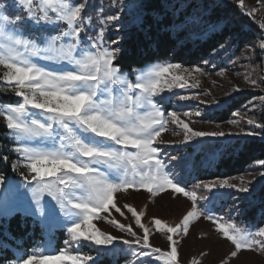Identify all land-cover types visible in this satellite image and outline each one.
<instances>
[{"label": "snow or ice", "instance_id": "1", "mask_svg": "<svg viewBox=\"0 0 264 264\" xmlns=\"http://www.w3.org/2000/svg\"><path fill=\"white\" fill-rule=\"evenodd\" d=\"M119 2L122 5L124 0ZM18 3L26 10V18L17 15L10 19L0 5V67L6 70L2 83L7 86L5 91L10 90L18 98L14 104H0V116L5 122V135L11 133L17 144L11 149L17 155L13 171L19 167L27 170L22 176L27 184L33 185L30 191L35 210L45 217L44 197L55 202L39 226L48 229L53 225L64 230L67 237L63 248L49 251L51 241L46 242L48 247L42 241L10 264H97L96 256L83 254L80 249L91 244L98 254H124L123 249L115 247L118 242L132 250L131 257L147 258L139 264H150L152 258L164 264H179V241L174 236H187L190 226L201 217L211 221L215 231L234 246L232 258L241 251L264 254V227L255 231L245 229L235 222H220L222 218L201 211L198 201L208 200V196L198 195L176 181L161 155L160 145L166 143L161 137L170 130V123L182 131L181 144L227 135L223 131L194 130L177 111L168 112L164 107L172 98L165 93L198 88L200 82L193 72L203 75V70L188 69L180 63H158L129 79L121 67L124 60L121 48L105 44L103 28L91 37H82L87 31L86 23L92 22L87 15L88 0H18ZM238 3L241 9L245 8V0ZM245 14L253 15L251 11ZM120 19L118 14L107 17L109 21ZM26 20L33 22L31 28L40 36L28 38L21 34L26 32L23 28ZM260 28L264 29V23ZM49 30L58 34L43 36ZM259 47L264 50V37ZM37 61L58 67L49 69ZM252 84L260 87L256 81ZM175 95L181 101L199 99ZM259 99L264 101V96ZM193 115L198 117L201 112H183L184 117ZM235 115L243 119L240 112ZM246 122L261 126L253 118ZM173 135L180 132L173 131ZM0 161L9 162L7 156L0 157ZM258 163L264 165V160ZM260 175L264 177V171ZM237 179L239 184L231 182ZM4 184L5 178L0 176V187ZM261 186L264 188V181ZM195 187L208 192L235 190L250 194L245 197L249 200L256 195L251 182L243 177L200 182ZM130 189L143 190L153 198L171 190L191 201V210L180 224L169 226L161 219L153 220L157 232L167 233L170 251L150 244V230L141 222L143 213L129 205L125 207L143 230L142 237L130 225L102 217L103 213L111 215L110 209L124 216L116 204V195ZM261 203L264 206V201ZM57 206L63 219L57 215ZM25 214L35 213L25 210ZM98 219H105L133 239L120 240L105 233L94 223ZM125 264L136 261L129 259ZM192 264L199 261L193 260Z\"/></svg>", "mask_w": 264, "mask_h": 264}, {"label": "rangeland", "instance_id": "2", "mask_svg": "<svg viewBox=\"0 0 264 264\" xmlns=\"http://www.w3.org/2000/svg\"><path fill=\"white\" fill-rule=\"evenodd\" d=\"M142 1L143 0H124V3L121 5L119 0H88L89 10L87 15L91 16L92 22L91 24L86 23L87 31L81 34L82 37H91L103 28L105 32V44L110 48H117V45L123 41V37L120 36L121 32L131 24L138 22V16L136 15L141 9ZM226 2L241 9L238 0H226ZM0 5H3V11L10 19H14L17 15L25 18L27 17L26 10L19 5L18 0H0ZM241 10L245 12L251 11L253 13V15L250 16L251 19L259 26L261 23H264V0H245V8ZM113 14L120 15V21L107 20V17ZM196 19V16L192 15L188 17L182 25L183 27H188L187 37L190 39H195L202 34L201 28L190 27ZM32 23V21L27 20L23 22V28L26 32H22L21 34L27 35L28 38L40 36L41 34L37 32L36 29L31 28ZM38 27L39 26H37V28ZM61 27H63V25H61ZM262 30L264 31V29ZM55 34L58 33L49 30V32L43 33V36ZM111 38H115V40ZM260 43L261 42L254 46L244 47L237 56L230 55L231 48L227 43L224 47L220 48L216 54H213L202 63L195 66L183 65L188 69L199 67L203 70V75L193 72V75L198 76L200 86L198 88L176 89L173 93H165L166 96L172 97L170 104L165 102L164 107H166L167 111H177L178 114L181 115V119L189 123L190 127L194 130L223 131L227 135L223 138H204L199 141H193L191 144H181L180 140L183 139L182 131L177 129L176 125L170 123L168 126L170 130L163 133L161 137L166 143L160 145L161 155L166 160L168 168L171 169V174L174 176L175 180L179 181L183 186H187V182H189L192 184V186H187L189 190H195L198 195L203 194L208 196V200L198 201V207L201 211L214 217L222 218L220 222H235L238 226L253 231L257 228L264 227V222L259 227L256 225L248 227L239 217L243 213L240 206L247 200L245 197L250 194L239 193L235 190L208 192L204 188H196L195 185L200 183V181H196L193 178H191V181H188L186 171L190 169V166L188 167L185 158L188 147L190 146L200 145L205 147V150H211L214 142H227L238 138H264V101L259 99L260 96H264V54L259 47ZM37 62L49 69L58 67L51 63L45 65L43 61ZM158 63L159 62L147 65L133 72H123L129 74V79H134L138 72L147 71ZM5 71V69L0 67V104H14L18 98L15 97L10 90L5 91L7 86L2 83ZM252 81H256L260 87H254ZM191 82L190 80V83ZM237 88L240 90L236 91ZM175 93L198 96L199 99L181 101ZM239 96H246L249 100H247L240 109L236 110L229 120L217 122L207 118V113L209 111L219 109L225 106L230 100ZM156 99L159 98L157 97ZM201 101H203V103H201ZM196 110L201 112L200 116L197 117L193 115L190 118L183 116V112L185 111L195 112ZM236 112H240L243 119L236 116ZM248 118H253L256 123L261 126L257 127L256 124H247L246 121ZM233 121H235V123H233ZM0 122L5 124L2 116H0ZM173 131L180 132V135H173ZM247 132H252L254 135H246L245 133ZM7 138L9 144L4 146V150L10 155L8 156V160H10V173L8 175L0 174V176L5 178V184L0 187V227H8L10 221L17 214L31 217L33 223L40 225V221L48 216L49 208L53 206L55 202L48 196L44 197L45 217H41L39 212L35 210L36 205L32 200L30 191L33 185L27 184L23 179L22 173H26V169L19 167L16 171H13L12 163L16 162L17 155L11 149L16 147L17 144L13 141L11 133L7 134ZM172 157H175V159H172ZM182 161L183 164L181 163ZM193 171L196 172L197 168H193ZM261 171H264V165L257 162L251 165L245 173L236 177H243L246 182H251V186L256 191L261 185V182L264 181V177L260 175ZM201 182L208 183L212 181ZM231 182L239 184L238 179L232 180ZM228 201H231V203ZM116 204L121 208V211L124 212V216L115 212L114 209H110L111 215L103 213L102 217H106L108 220L114 218L126 226L130 225L137 236L142 237L143 230L136 225L134 217L127 211L125 205L135 208L137 212L143 213L141 222L150 230V244L153 247L161 248L163 251H170V244L166 239L167 233L157 232L153 220L161 219L169 226H176L182 222L183 216L191 210V201L187 200L182 194L172 193L171 190L153 198L149 193L143 190L135 191L130 189L127 193H117ZM209 204L215 207L219 206L218 209L221 210L225 208V210L214 212L213 209L208 207ZM25 210L34 212L35 214L26 215ZM56 212L57 215L63 219L58 206L56 207ZM94 223L105 233L116 236L120 240L133 239L132 236L127 235L125 232H121L116 227L107 223L105 219L95 220ZM215 227L216 226L211 221L201 217L190 226L187 236H174V239L179 241V264H192L193 260L199 261V264H264V254L259 252L241 251L236 258H232L230 253L234 250V246L224 239L221 233H217ZM41 229L46 240L51 241V247L48 248L49 251H55L54 246L61 239L60 231H63L67 236L64 230L53 225H50L48 229L42 227ZM44 247H48V244L46 243ZM115 247L118 250L123 249L132 251L128 249L127 245L119 242ZM92 249L96 248L91 244H86V246L80 249V252L89 254L90 252L88 251ZM25 251V248H20L17 255L22 257ZM133 259H136V262L139 263L140 260L147 258L136 257ZM0 264L10 263L0 262ZM150 264H164V262L152 258Z\"/></svg>", "mask_w": 264, "mask_h": 264}, {"label": "trees", "instance_id": "3", "mask_svg": "<svg viewBox=\"0 0 264 264\" xmlns=\"http://www.w3.org/2000/svg\"><path fill=\"white\" fill-rule=\"evenodd\" d=\"M192 15L197 19L190 27L202 29V34L195 39L187 37L188 27L182 26ZM136 16L138 22L121 32L123 41L117 45L121 48L120 55L124 56L121 65L123 71L133 72L157 62L195 66L216 54L227 43L231 48L230 55L237 56L244 47L257 45L264 37V31L244 10L226 0H143ZM247 100L249 98L246 96L236 97L225 106L209 111L207 118L225 122ZM6 132L5 124L0 122V157L10 156L4 150V146L9 144ZM261 160H264V138L214 142L211 150H205L200 145L190 146L185 158L190 166L186 177L188 181L193 178L200 182L236 177ZM9 162L0 161V174L10 173ZM193 168H197V171H193ZM187 186L192 184L187 182ZM255 192V199H247L240 206L243 213L239 217L248 227H259L264 222V206L261 203L264 201V188L260 185ZM208 207L214 212L225 210L212 204ZM60 233L61 239L55 244V250L63 248V241L67 237L63 231ZM42 241L45 246L47 240L41 227L33 223L31 217L17 214L8 227H0V262L16 261L20 248L31 251L33 247L41 245ZM88 252L97 257V264H125L126 260L133 259L128 250L116 255L98 254L96 249Z\"/></svg>", "mask_w": 264, "mask_h": 264}]
</instances>
